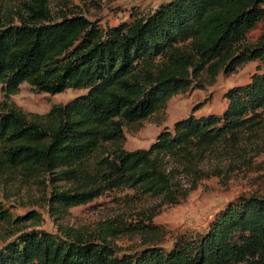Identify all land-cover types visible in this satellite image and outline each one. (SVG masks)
<instances>
[{
    "label": "trees",
    "instance_id": "obj_1",
    "mask_svg": "<svg viewBox=\"0 0 264 264\" xmlns=\"http://www.w3.org/2000/svg\"><path fill=\"white\" fill-rule=\"evenodd\" d=\"M262 20L264 0H164L107 27L78 13L54 18L51 0L1 4L0 163L68 182L54 193L60 210L121 187L176 198L159 155L216 143L262 122L264 71L229 89L221 114L179 120L149 149L127 150L125 127L139 129L175 95L203 86L204 77L213 82L222 71L264 62V37L247 41ZM24 82L37 93L86 92L46 113H26L12 100ZM12 220L0 202V224ZM149 228L141 232L152 237L135 252L118 249L111 222L94 237L27 230L0 248V264H264V195L229 202L203 232L182 235L171 248L160 245L161 227Z\"/></svg>",
    "mask_w": 264,
    "mask_h": 264
},
{
    "label": "rangeland",
    "instance_id": "obj_2",
    "mask_svg": "<svg viewBox=\"0 0 264 264\" xmlns=\"http://www.w3.org/2000/svg\"><path fill=\"white\" fill-rule=\"evenodd\" d=\"M21 0H0L17 5ZM164 0H51V11L82 14L102 26L130 21L136 14L154 10ZM264 37V20L247 33V41L256 44ZM264 71V62L254 59L238 66L237 72L222 71L215 81L202 79L175 95L167 107L143 121L139 129L125 127L127 150L149 149L165 129L173 131L177 121L192 115L221 114L227 106L229 89L244 85L253 75ZM85 89L69 88L57 94L37 93L29 83L20 85L12 100L26 113H46L54 104H65ZM3 97L0 91V98ZM161 168L171 180L176 198L152 191L121 187L108 189L91 201L60 210L55 192L70 187L51 176H30L0 163V202L13 220L0 224V248L23 231L43 229L53 233L65 230L98 236L109 222L118 231L110 236L121 252L145 248L152 237L141 231L149 225L164 230L160 245L171 248L182 235L203 232L216 213L231 201L252 194L264 195V120L253 129L212 144L193 145L184 152L161 153ZM139 226H144L139 230ZM149 233V232H148ZM150 235H152L150 233Z\"/></svg>",
    "mask_w": 264,
    "mask_h": 264
}]
</instances>
